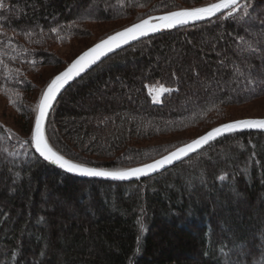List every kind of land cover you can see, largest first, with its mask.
Segmentation results:
<instances>
[{
  "label": "trees",
  "instance_id": "obj_1",
  "mask_svg": "<svg viewBox=\"0 0 264 264\" xmlns=\"http://www.w3.org/2000/svg\"><path fill=\"white\" fill-rule=\"evenodd\" d=\"M214 2L3 0L0 97L31 126L21 138L0 125V264H264V131L226 135L130 183L70 176L30 143L51 78L31 100L28 76L55 64L51 46L81 36L85 23L125 19L101 40ZM248 3V18L160 32L93 65L58 98L46 121L51 144L92 167H139L190 142L163 138L230 122L228 108L264 96V0ZM151 84L173 91L153 104Z\"/></svg>",
  "mask_w": 264,
  "mask_h": 264
},
{
  "label": "snow or ice",
  "instance_id": "obj_2",
  "mask_svg": "<svg viewBox=\"0 0 264 264\" xmlns=\"http://www.w3.org/2000/svg\"><path fill=\"white\" fill-rule=\"evenodd\" d=\"M5 7L3 0H0V9ZM243 13L245 18L250 16L248 0H216L207 6L184 8L180 10L170 11L167 14L141 19L140 22L116 31L114 34L108 35L88 50L79 55L67 68L61 73L55 75L54 78L47 83L39 97V102L35 106L34 128L30 135V143L34 146L35 152L44 161L55 165L63 171L84 177L103 178L112 181H128L132 179L139 180L141 177L150 176L160 172L167 166L173 165L177 161H181L189 157L190 153H196L198 149L209 145L216 141L219 137L226 134H233L244 130H262L264 131V119H241L225 123L217 126L206 134L197 139H193L191 143H187L175 151L155 159L151 163H145L139 167L130 168H103L92 167L85 162H76L71 157H66L50 142V137L46 136V121L52 114L58 102V96L65 89L70 81L80 77L93 65L97 64L102 58L107 57L121 47L128 45L133 41H137L142 37L155 34L162 30L176 28L177 26H185L189 23L211 19L213 17L220 18H236L239 13ZM3 18H0V27L3 26ZM53 33L57 29H51ZM249 83L254 81L249 80ZM172 89L164 87L158 89L152 96L153 103L161 102L159 96L171 92ZM152 95V92L149 93ZM224 177L221 176L220 179Z\"/></svg>",
  "mask_w": 264,
  "mask_h": 264
},
{
  "label": "rangeland",
  "instance_id": "obj_3",
  "mask_svg": "<svg viewBox=\"0 0 264 264\" xmlns=\"http://www.w3.org/2000/svg\"><path fill=\"white\" fill-rule=\"evenodd\" d=\"M124 24L125 19L85 23V28L83 27L84 29H82L81 31L83 32L81 36H78L77 38H75V40H72L66 44H56L51 46L49 50L55 55V64L40 68L33 75V77L28 76L29 81L33 82V90L30 94L31 100L36 97L38 90L50 78L52 79L56 74L64 69L66 63L70 62L84 50L100 41L99 39L106 34L125 26ZM160 88H164V86L160 84L146 85L147 93L152 103V96L155 95ZM150 91L152 92V95L149 94ZM168 93L170 92L160 95L159 100L162 102V98ZM161 102L153 104L158 105L161 104ZM29 111L30 110H27L28 113ZM224 115L226 117H224L222 121H234L239 119H264V96L249 102H245L238 106H231L225 111ZM20 119L21 118H17L14 111L12 112L11 109L7 106L6 101L2 97H0V125H3L5 128L15 132L21 138H25L30 130L31 119L29 121L26 120V118H23V122L22 119L21 121ZM21 122L22 124L19 125V123ZM21 125L23 130L20 129ZM200 133L190 131L182 134H177L174 136L163 138L162 142H176L180 140L192 141L196 137L200 136Z\"/></svg>",
  "mask_w": 264,
  "mask_h": 264
},
{
  "label": "water",
  "instance_id": "obj_4",
  "mask_svg": "<svg viewBox=\"0 0 264 264\" xmlns=\"http://www.w3.org/2000/svg\"><path fill=\"white\" fill-rule=\"evenodd\" d=\"M164 15V14H163ZM159 16V15H158ZM205 20H207V19H205ZM202 21H204V20H202ZM202 21H197V22H194V23H189L188 25H185V26H177L176 28H172V29H166V30H162V31H160V32H164V31H169V30H173V29H179V28H183V27H187V26H191V25H193V24H197V23H200V22H202ZM121 30H123V29H121ZM120 31V30H119ZM160 32H157V33H160ZM157 33H155V34H157ZM114 34V33H113ZM152 35H154V34H150L149 36H152ZM146 37H148V36H146ZM143 38H145V37H142L141 39H143ZM140 40V39H139ZM101 41V40H100ZM100 41H98V42H100ZM138 41V40H137ZM97 42V43H98ZM134 42H136V41H133V42H131V43H134ZM131 43H129V44H131ZM96 44V43H95ZM94 44V45H95ZM128 44V45H129ZM94 45H92V46H94ZM91 46V47H92ZM125 46H127V45H125ZM125 46H123V47H121L120 49H122V48H124ZM90 48V47H89ZM89 48H87L86 50H88ZM120 49H117V50H120ZM86 50H84V51H86ZM117 50H115V51H117ZM83 51V52H84ZM114 51V52H115ZM82 52V53H83ZM82 53H80L79 55H81ZM113 53V52H112ZM112 53H110V54H112ZM109 54V55H110ZM79 55H77L74 59H72L70 62H69V64L63 69V70H61L59 73H61L62 71H64V70H66V68L79 56ZM105 58V57H104ZM104 58H102V59H104ZM89 70V69H88ZM58 73V74H59ZM84 74V73H83ZM57 75V74H56ZM55 77V76H54ZM53 77V78H54ZM78 78V77H77ZM76 78V79H77ZM74 81V80H73ZM73 81H70V83L68 84V85H66V87H65V89L73 82ZM46 88V87H45ZM64 89V90H65ZM63 90V91H64ZM63 91H62V93H63ZM61 93V94H62ZM61 94L58 96V98L61 96ZM57 98V99H58ZM239 120H241V119H239ZM234 121H236V120H234ZM230 122H232V121H230ZM228 123V122H227ZM225 124V123H224ZM223 125V124H222ZM220 126V125H219ZM34 128V123H33V127H32V129ZM213 129V128H212ZM211 130V129H210ZM210 130H208V131H210ZM208 131H206L205 133H203V134H201L200 136H202V135H204V134H206ZM244 131H262V130H256V129H252V130H244ZM241 132H243V131H241ZM226 135H230V134H226ZM225 135V136H226ZM200 136H198V137H196L195 139H197V138H199ZM224 137V136H223ZM219 138H221V137H219ZM218 138V139H219ZM192 141H190V142H188V143H191ZM212 143V142H211ZM187 144V143H186ZM185 145V144H184ZM184 145H182V146H184ZM182 146H180V147H182ZM205 146H207V145H205ZM204 146V147H205ZM203 147V148H204ZM33 148H34V146H33ZM179 148V147H178ZM203 148H201V149H203ZM177 149V148H176ZM175 149V150H176ZM201 149H198L197 150V152L196 153H198ZM35 150V149H34ZM175 150H173V151H175ZM172 152V151H171ZM170 153V152H169ZM168 153V154H169ZM196 153H190V155H189V157H191L192 155H194V154H196ZM38 156H39V154L38 153H36ZM167 155V154H166ZM189 157H186V158H184L183 160H181V161H177V162H175L173 165H170V166H167L165 169H163V170H161L160 172H157V173H154V174H152V175H150V176H146V177H141L139 180H143V179H147V178H150V177H153V176H155V175H157V174H160V173H162V172H164V171H166L167 169H169V168H171V167H173V166H175V165H177V164H179V163H181V162H183L184 160H186L187 158H189ZM161 158V157H160ZM160 158H158V159H160ZM40 159H42L43 160V158H41L40 157ZM44 161V160H43ZM44 162H46L47 164H49V165H51L52 167H54V168H56V169H58V170H61V171H63L62 169H60V168H58V167H56L55 165H52V164H50V163H48L47 161H44ZM151 162H153V161H151ZM151 162H149V163H151ZM142 166V165H141ZM64 173H66V174H68V175H70V176H73V177H76V178H79V179H84V180H99V181H106V182H114V183H130V182H134V181H139V180H136V179H132V180H128V181H123V182H120V181H112V180H107V179H103V178H94V177H84V176H79V175H75V174H71V173H67V172H65V171H63Z\"/></svg>",
  "mask_w": 264,
  "mask_h": 264
}]
</instances>
